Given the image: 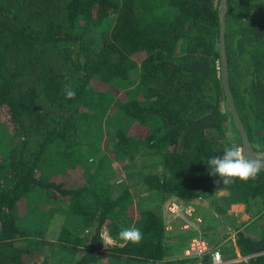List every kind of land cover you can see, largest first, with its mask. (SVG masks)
Listing matches in <instances>:
<instances>
[{
	"label": "trees",
	"instance_id": "1",
	"mask_svg": "<svg viewBox=\"0 0 264 264\" xmlns=\"http://www.w3.org/2000/svg\"><path fill=\"white\" fill-rule=\"evenodd\" d=\"M226 3L230 92L264 151V0ZM220 5L0 0V264H191L177 256L195 232L166 227L169 203L193 200L218 215L261 204L259 227L230 241L245 259L225 264H264V171L229 185L209 174L210 157L242 145ZM132 226L138 245L117 238Z\"/></svg>",
	"mask_w": 264,
	"mask_h": 264
},
{
	"label": "rangeland",
	"instance_id": "2",
	"mask_svg": "<svg viewBox=\"0 0 264 264\" xmlns=\"http://www.w3.org/2000/svg\"><path fill=\"white\" fill-rule=\"evenodd\" d=\"M222 191L217 193V196L221 195ZM172 201L170 199L164 201V206L165 209L168 205V203ZM197 200H193L191 203L193 206H195L196 213L198 210V213L200 216L197 214L199 217H203L202 219V226L207 224L209 226L207 229L204 228V234H207V237H209V240L212 242V246L220 249H223V253L226 254V257L228 258V262H238L240 261L237 259L238 257H241L239 253H235V256H230V250L233 246V243H231L234 238L237 230H243L244 225L248 224L251 221L256 220V214H257V209L261 206V204L256 203L249 207V209H246V206L243 204H234L231 205L230 208L228 209L227 213L225 215H218L214 214V217L211 216H206V214L212 210L210 208L211 205H209L207 200H198L200 201L196 203ZM184 205V204H182ZM170 221L168 222L167 228L170 227V231L173 232L174 229L177 228L178 230H183L182 229V220L180 219H174L173 217H169ZM257 223L255 225H259L261 223L259 220H256ZM57 222V219L51 220L50 221V226L53 229L55 227V224ZM264 222V221H262ZM237 227V228H236ZM259 227V226H258ZM253 233L250 232V235ZM104 240L107 242V235L104 233L103 234ZM232 240V241H231ZM231 241V242H230ZM236 249V248H235ZM222 253V251L220 250ZM236 252V251H235ZM223 256V254H222ZM224 257V256H223ZM55 262H62L57 256L53 257ZM103 264H107V262H104Z\"/></svg>",
	"mask_w": 264,
	"mask_h": 264
},
{
	"label": "clouds",
	"instance_id": "3",
	"mask_svg": "<svg viewBox=\"0 0 264 264\" xmlns=\"http://www.w3.org/2000/svg\"><path fill=\"white\" fill-rule=\"evenodd\" d=\"M65 98L75 99L76 93L70 87H65ZM92 163L93 161H89ZM208 165L211 171L210 175L218 176V183L229 185L236 180L247 182L264 171V154L260 158L254 157L246 153L245 147L232 143L225 147L222 156H214L208 159ZM117 238L124 243L138 245L143 240V233L135 226L121 227L117 233ZM107 242L111 243V237H107ZM241 261V260H240Z\"/></svg>",
	"mask_w": 264,
	"mask_h": 264
},
{
	"label": "built area",
	"instance_id": "4",
	"mask_svg": "<svg viewBox=\"0 0 264 264\" xmlns=\"http://www.w3.org/2000/svg\"><path fill=\"white\" fill-rule=\"evenodd\" d=\"M167 210L174 219L182 220L183 230L190 229L195 232L182 250V259L189 260V262H192L191 264H225L228 262L222 256L220 250L209 244L205 239L204 227L201 225L202 220L195 216L196 209L192 204L182 205L171 202ZM237 259L244 260L245 257L241 256Z\"/></svg>",
	"mask_w": 264,
	"mask_h": 264
},
{
	"label": "water",
	"instance_id": "5",
	"mask_svg": "<svg viewBox=\"0 0 264 264\" xmlns=\"http://www.w3.org/2000/svg\"><path fill=\"white\" fill-rule=\"evenodd\" d=\"M226 0H221V5L219 7V54L221 60V77H222V85L223 90L227 99L228 107L231 112L232 118L236 127L238 128L241 139H242V146L245 147L246 153L250 155L260 158L264 151H255L248 139L246 130L240 120L238 112L236 110L235 104L232 99V95L229 88L228 83V73H227V62H226V54H225V47H224V31H225V13H226Z\"/></svg>",
	"mask_w": 264,
	"mask_h": 264
},
{
	"label": "crops",
	"instance_id": "6",
	"mask_svg": "<svg viewBox=\"0 0 264 264\" xmlns=\"http://www.w3.org/2000/svg\"><path fill=\"white\" fill-rule=\"evenodd\" d=\"M197 202L200 203V201H198V200L196 201V203H197ZM233 205H234V204H233ZM197 214L200 216V214L198 213V210H197V213H195V216H196V217H199V216H197ZM214 214H215V212H214L213 210H210V211L206 214V216L209 215V216H211V217H214ZM215 215H216V214H215ZM199 218H201V217H199ZM202 219H203V217L201 218V220H202ZM168 220H169V218L167 219V221H168ZM206 225H207V224L204 225L205 228H206ZM166 228H167V227H166ZM169 229H170V227H169ZM169 229H167V230H169ZM207 229H208V228H207ZM178 231H179V230H178ZM180 231H184V230H181V229H180ZM176 232H177V228L173 230V233H176ZM111 243H112V242H111ZM234 249H235V247H234ZM235 251H236V253H238V250H237V249H235ZM181 256H182V253H181V255H178L177 257H181ZM189 263H190V262H189Z\"/></svg>",
	"mask_w": 264,
	"mask_h": 264
}]
</instances>
